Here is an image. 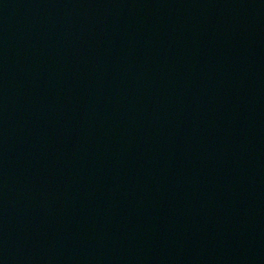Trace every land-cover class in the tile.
Returning a JSON list of instances; mask_svg holds the SVG:
<instances>
[{
    "label": "water",
    "instance_id": "95a60500",
    "mask_svg": "<svg viewBox=\"0 0 264 264\" xmlns=\"http://www.w3.org/2000/svg\"><path fill=\"white\" fill-rule=\"evenodd\" d=\"M0 264H264V0H0Z\"/></svg>",
    "mask_w": 264,
    "mask_h": 264
}]
</instances>
